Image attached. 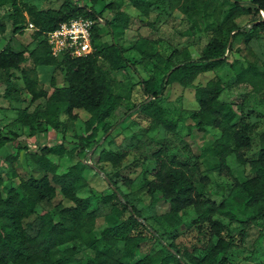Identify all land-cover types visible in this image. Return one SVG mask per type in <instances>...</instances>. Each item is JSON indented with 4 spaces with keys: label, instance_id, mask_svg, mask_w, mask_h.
<instances>
[{
    "label": "trees",
    "instance_id": "16d2710c",
    "mask_svg": "<svg viewBox=\"0 0 264 264\" xmlns=\"http://www.w3.org/2000/svg\"><path fill=\"white\" fill-rule=\"evenodd\" d=\"M88 4L72 0H62L57 10H39L35 6H29L20 0H0L5 5L10 4L12 13V32L17 35L32 25L33 40L36 47L28 53L14 52L6 46L0 49V72L4 73L6 87L1 98L9 104L31 106L39 100L44 101L43 107L36 105L32 112L28 108L17 110L16 126L22 133L33 137L38 133L47 132L50 128L54 132H61V141L53 145L38 144L36 150L30 151L29 156L41 174L38 178L29 176L27 179L13 176L8 178L10 186H4L0 176V264H71L72 253L69 250L60 251L72 242L81 240L83 233H90L95 227L96 217L89 212L90 198L78 197V192L88 187L83 178L86 163H83L80 154L87 151V155L95 159V166L109 163L117 168L125 158L124 152L110 149H100L99 141H96L98 131L107 134L115 125H108L107 119L113 115L121 103V97L113 93L111 80L108 74L98 64L101 62L111 72L125 69H134V64L125 56V49L117 43L100 42L103 38L101 23L93 28L92 46L94 51L82 58H71L67 55L55 58L51 55L45 35L55 30L59 24L69 22L77 18L96 20L101 18L106 10L113 11L112 5L105 6L100 12L94 10L99 0H87ZM133 7L140 10L139 16H147L148 9L138 3L137 0H128ZM175 4L179 0H171ZM183 13L188 12L187 7L181 8ZM264 0H251L247 5L241 1H234L229 10L232 20L247 15H258V19L252 21L251 32L245 41L264 33ZM138 22H141L140 19ZM128 14L115 9V14L110 22H104L107 33L111 36L129 30L136 23ZM244 35L238 26L232 22L228 33ZM231 39H234V36ZM131 47L138 51L143 61L150 60L164 67L168 72L163 78L161 91L156 93L153 80L140 82L142 92L146 100L138 105L142 114L150 119V129L162 127L170 132H175L176 125L164 117V111L155 99L162 94L163 89L171 84H177L182 88L192 87L197 76L213 72L226 64L225 45L217 38H211L202 49L199 58L173 64L177 52L164 59L153 52L146 40L138 36L130 41ZM184 56H187L184 54ZM29 65L30 69L26 67ZM39 67H51L61 70L63 84L57 87L55 77L50 78L48 91L38 90L36 71ZM13 72H18L23 84L25 96L21 97L19 89L13 83ZM245 72H252L262 78L264 82V69L258 70L247 67ZM241 77V75H238ZM223 87L219 82L208 84L205 87L195 88L194 98L198 105L195 113L196 123L185 137L203 139L208 128L220 130V137L209 145L200 149L199 154H191L195 164L191 165L176 160L174 157L166 160L161 156V151L155 156L154 179L146 183V195L151 198L150 206L161 205L166 207L167 212L164 220L172 224L176 230L181 226L180 222L171 223L176 215L188 208H194L196 215L191 220L196 229L203 226L210 237H215L214 244L203 249V256L196 257L187 252H181L173 243L162 246L161 250L153 255H147L142 259L135 260L143 243L148 239H154L161 243L160 238L148 229L147 238L140 232L128 231L130 222L143 227L140 221V212L134 207L128 206L124 195L118 194L114 182L112 193L109 196H98L103 204H112V221L100 231V239L104 246L114 249L117 239L125 231L127 236L123 241V251L120 258L112 257L97 249L95 241L88 238L87 246L92 247L94 254L89 256L86 264H229L227 254L242 242L244 231L236 236L228 233L227 227L234 223L238 217H242L245 228H249L250 222L264 217V132L259 137V151L256 159L247 162L252 177L243 181H235L228 195L216 204L206 198L202 189L197 188L192 176L193 170H199L197 161L206 153L219 157L221 168L227 156L234 154L236 161L246 163L244 154L249 150L252 142V134L244 125L242 114L238 113L231 104L220 100ZM152 99V100H151ZM83 110L90 115L85 122L87 136L75 143L79 147L69 148L71 142L64 132L66 123L60 119L66 115L70 120H75L73 111ZM235 143V148L229 146V138ZM17 138L16 134L0 130V147L12 143ZM107 141L105 140L104 143ZM93 145L94 148L90 149ZM189 154L192 152L190 144L187 145ZM19 150V149H18ZM51 156L57 158L68 157L71 161L67 171L61 175L56 174L57 163L51 160ZM17 157V155L15 156ZM88 160V159H87ZM208 170L212 171L210 167ZM49 176H51L49 178ZM200 178L198 182L203 183ZM17 180V181H16ZM203 185H205L203 183ZM58 188L63 198L70 204L69 207H52L50 210L41 211L37 214V207L43 203L51 202L55 197V189ZM226 189V188H225ZM223 189V190H225ZM92 194H95L91 190ZM117 205H121L119 209ZM128 213L127 220L122 219L124 213ZM34 217L32 223L23 222ZM227 221V223L224 222ZM38 228L31 235L28 230H34V224Z\"/></svg>",
    "mask_w": 264,
    "mask_h": 264
},
{
    "label": "rangeland",
    "instance_id": "374dc122",
    "mask_svg": "<svg viewBox=\"0 0 264 264\" xmlns=\"http://www.w3.org/2000/svg\"><path fill=\"white\" fill-rule=\"evenodd\" d=\"M72 1L76 2V0ZM137 1L148 9L147 16H139L140 10L133 7L128 0H100L94 8L100 11V8L103 9L107 5L113 6V11L106 10L101 16L104 22L111 21L115 9L136 20L140 19L141 22L137 20L133 27L131 25L123 35L111 36L107 33V26L104 30V43L114 42L121 45L125 49L126 58L133 62L134 69L111 72L106 65L98 63L108 74L113 93L121 97V103L106 121L108 125H117L107 134L98 131L96 141H99L100 149L124 152L125 158L117 168L109 163L96 167L95 159L87 155V151L80 154L82 162L86 163L83 178L88 187L79 191L78 197L90 198L89 212L96 217V224L90 233H83L81 240L60 248V251H71L73 258L71 264H86L87 258L94 254L92 247L85 244L88 238L95 241L98 250L120 258L124 238L127 232L132 230L149 238V229L155 232L161 240L160 243L157 240L148 239L142 244L135 260L153 255L161 250L162 246L170 243H173L181 252L202 257L203 249L215 243L216 238L208 235L205 226L198 230L191 223L196 215L194 208L184 210L171 220L173 224L181 223V226L174 230L172 224L164 220L166 207L161 205L151 207V198L146 195V183L154 179L155 156L158 152L161 151V156L166 160L174 157L180 162L193 165L195 161L191 154H199L201 148L209 145L221 135L219 129L208 128L203 139H199L196 134L194 139L185 137L196 123L195 113L198 111V105L194 98L195 88L219 82L223 87L220 100L231 104L238 113L242 114L244 125L252 134L250 148L244 154L246 161L244 164L237 162L234 154L226 157L221 168L220 159L216 155L206 153L197 161L199 170H193L192 176L196 187L204 191L206 198L218 204L223 197L228 195L235 181L240 182L252 177L247 162L256 159L259 151V137L264 132V82L260 76L245 72L249 66L258 70L264 69V33H259L257 37L245 41L246 36L251 32L252 21L258 19V15L240 16L232 20L229 17V10L236 0H179L177 4L171 0ZM238 1L247 5L251 0ZM80 2L88 4L87 0H80ZM22 3L35 6L39 10H57L62 0H20V4ZM183 6L187 7L188 12L181 11ZM10 13H12L10 4L0 3V49L8 46L14 52L28 53L36 47L33 30L25 29L14 35L9 18ZM232 22L241 29L243 36L233 35L235 32L228 33ZM232 35L234 39H231ZM138 36L144 38L149 48L164 59L168 58L172 52H177L178 55L173 59V64L176 65L183 62L184 58L189 60L199 58L202 49L211 38H217L225 45L226 64L213 72L197 76L192 87L182 88L177 84L168 85L155 99L163 109L164 117L176 125L175 132L167 131L162 127L151 130L150 119L137 107L146 100L140 82L152 79L154 90L158 93L161 91L163 78L168 72V67L162 64L150 60L143 61L140 53L127 42L135 40ZM26 68L30 69L29 65ZM36 72L38 90L48 91L52 76L55 77L57 87L63 84L61 70L39 67ZM13 74L15 76L13 83L16 84L20 93L24 91L20 74L18 72H13ZM239 74L241 77L238 76ZM5 87V76L3 72H0V130L3 134L12 132L17 136L12 143L0 147V176L3 178L4 186L7 187L11 185L7 179L13 176L23 179L29 176L36 178L41 176L43 173L35 167L28 152L36 150L38 144L50 146L60 142L62 133L54 132L50 128L47 132L38 133L33 137L22 133L14 122L17 118V110L27 107V104L16 105L5 102L1 98ZM20 95L22 98L25 96L24 92ZM37 104L43 107L44 101L39 100L28 106V111L32 112ZM73 114L76 115L75 120H70L66 115H62L60 119L66 123L64 134L71 142L69 148L74 147L78 150L79 147L75 143L87 136L85 122L90 115L83 110L73 111ZM105 140L106 143H104ZM188 144L192 150L190 154ZM228 144L231 149L235 148L231 137ZM92 148H94L93 145L90 146V149ZM50 158L57 163L56 174L58 175L66 172L71 164L66 156L61 159L55 156ZM210 167L213 168L212 171L208 170ZM200 178H205L203 179L205 185L198 182ZM112 182L115 183L118 194L124 195L126 204L139 210L141 216L139 222H142L143 227L131 221L128 231L118 237L115 248L109 249L100 239V231L112 221V204H103L98 196H109L114 188ZM54 189V199L49 203L39 205L36 209L37 214L57 205L70 206L71 203L63 198L59 189L56 187ZM91 190L95 194H92ZM117 207L122 208L121 205ZM128 217L129 214L126 212L122 219L127 220ZM33 221L34 217H30L23 222V226ZM224 222L227 223L226 220ZM38 226L36 222L34 230H28V233L33 235ZM241 230H245L242 242H238V246L227 254L229 264H264V217L251 221L249 228H245L242 217H238L227 227L228 233L236 236V240H239L240 237L237 234Z\"/></svg>",
    "mask_w": 264,
    "mask_h": 264
},
{
    "label": "built area",
    "instance_id": "2783aa9c",
    "mask_svg": "<svg viewBox=\"0 0 264 264\" xmlns=\"http://www.w3.org/2000/svg\"><path fill=\"white\" fill-rule=\"evenodd\" d=\"M263 19L264 15L260 12ZM100 18L96 20L77 18L64 22L45 35L51 55L55 58L69 56L71 58H82L91 54L94 49L91 38L93 28L97 23H101ZM28 29L35 31L32 25Z\"/></svg>",
    "mask_w": 264,
    "mask_h": 264
},
{
    "label": "crops",
    "instance_id": "0c3cea01",
    "mask_svg": "<svg viewBox=\"0 0 264 264\" xmlns=\"http://www.w3.org/2000/svg\"><path fill=\"white\" fill-rule=\"evenodd\" d=\"M100 1V0H99ZM97 5V4H96ZM96 5L94 6V8L96 7ZM95 10V9H94ZM100 11L102 10L101 8L99 9ZM96 11V10H95ZM100 11H96V12H100ZM104 15V14H103ZM102 20V22H101V24H100V26H101V33H103V38L101 39V41L100 42H104L103 40H104V36H105V34H104V30H105V26H104V21H103V19H101ZM129 44H131V42L130 41H127ZM108 44H110V43H108ZM119 45V44H118ZM121 46V45H120ZM37 71H38V69H37ZM28 144L30 143V142H27Z\"/></svg>",
    "mask_w": 264,
    "mask_h": 264
},
{
    "label": "water",
    "instance_id": "95a60500",
    "mask_svg": "<svg viewBox=\"0 0 264 264\" xmlns=\"http://www.w3.org/2000/svg\"><path fill=\"white\" fill-rule=\"evenodd\" d=\"M110 131H111V130H110ZM110 131H109V132H110Z\"/></svg>",
    "mask_w": 264,
    "mask_h": 264
}]
</instances>
